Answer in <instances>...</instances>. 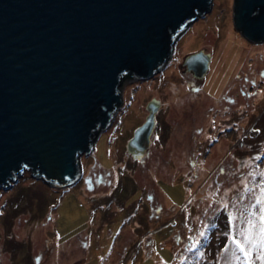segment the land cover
<instances>
[{
  "label": "rangeland",
  "instance_id": "rangeland-1",
  "mask_svg": "<svg viewBox=\"0 0 264 264\" xmlns=\"http://www.w3.org/2000/svg\"><path fill=\"white\" fill-rule=\"evenodd\" d=\"M200 50L211 54L203 79L184 65ZM166 64L152 78L122 80L124 106L80 156L72 185L26 170L0 188V264H245L232 239H244L260 209L264 41L237 30L234 0H212ZM152 99L160 108L150 149L134 159L127 142Z\"/></svg>",
  "mask_w": 264,
  "mask_h": 264
},
{
  "label": "water",
  "instance_id": "water-1",
  "mask_svg": "<svg viewBox=\"0 0 264 264\" xmlns=\"http://www.w3.org/2000/svg\"><path fill=\"white\" fill-rule=\"evenodd\" d=\"M212 0H0V188L24 171L72 185L80 156L94 150L122 104L120 80H146L172 57L177 38L210 12ZM234 25L264 41V0H234ZM211 54L185 57L203 79ZM127 142L134 159L150 149L160 102Z\"/></svg>",
  "mask_w": 264,
  "mask_h": 264
},
{
  "label": "snow or ice",
  "instance_id": "snow-or-ice-1",
  "mask_svg": "<svg viewBox=\"0 0 264 264\" xmlns=\"http://www.w3.org/2000/svg\"><path fill=\"white\" fill-rule=\"evenodd\" d=\"M261 175L264 176V173ZM245 190H247V185H245ZM256 204L260 205L259 214L257 216V213H252L253 219L248 221V227L243 232L244 239L242 241L232 239L236 249L242 254L245 264L252 260L253 250L256 251L255 260L259 261V264H264V180L260 185V193L256 196ZM199 235L202 237L205 233L201 231ZM192 247L195 248L196 244ZM240 258L236 257L238 260Z\"/></svg>",
  "mask_w": 264,
  "mask_h": 264
},
{
  "label": "flooded vegetation",
  "instance_id": "flooded-vegetation-1",
  "mask_svg": "<svg viewBox=\"0 0 264 264\" xmlns=\"http://www.w3.org/2000/svg\"><path fill=\"white\" fill-rule=\"evenodd\" d=\"M166 66H167V64H166ZM165 66V67H166ZM122 80H127V81H129V82H134V81H139V79H135V78H129V77H126L125 75L121 78V80H120V85H119V90H120V93H121V96H122V104L117 108V110H116V113L118 112V110H120L123 106H124V97H123V91H122V89L120 88V86H121V82H122ZM140 81H142V80H140ZM115 113V114H116Z\"/></svg>",
  "mask_w": 264,
  "mask_h": 264
},
{
  "label": "trees",
  "instance_id": "trees-1",
  "mask_svg": "<svg viewBox=\"0 0 264 264\" xmlns=\"http://www.w3.org/2000/svg\"><path fill=\"white\" fill-rule=\"evenodd\" d=\"M169 245H170L169 251H171V253H172V240H170ZM164 250H166V248ZM171 253L169 254L170 255V258H171ZM195 260H196V258L195 259L193 258V260L190 262V264H192V263L195 264ZM165 261H166V263L170 264V262L172 261V259H168V260L165 259Z\"/></svg>",
  "mask_w": 264,
  "mask_h": 264
},
{
  "label": "bare ground",
  "instance_id": "bare-ground-1",
  "mask_svg": "<svg viewBox=\"0 0 264 264\" xmlns=\"http://www.w3.org/2000/svg\"><path fill=\"white\" fill-rule=\"evenodd\" d=\"M189 44H190V43H189ZM226 47H227V49H228V44H227V46H226ZM232 51H234V55H235V54H236V53H235V52H236V50L234 49V50H232ZM228 61H229V63H230V62H232L233 60L229 59ZM215 73H216V72H215Z\"/></svg>",
  "mask_w": 264,
  "mask_h": 264
}]
</instances>
